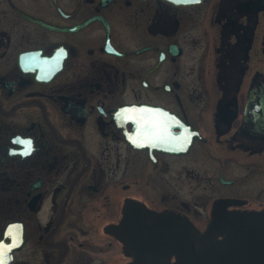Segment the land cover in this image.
Here are the masks:
<instances>
[{
    "label": "flooded vegetation",
    "instance_id": "1",
    "mask_svg": "<svg viewBox=\"0 0 264 264\" xmlns=\"http://www.w3.org/2000/svg\"><path fill=\"white\" fill-rule=\"evenodd\" d=\"M146 119L169 134L140 139ZM257 121L264 0H0L9 264H185L187 222L213 240L264 237L245 234L264 212Z\"/></svg>",
    "mask_w": 264,
    "mask_h": 264
},
{
    "label": "water",
    "instance_id": "2",
    "mask_svg": "<svg viewBox=\"0 0 264 264\" xmlns=\"http://www.w3.org/2000/svg\"><path fill=\"white\" fill-rule=\"evenodd\" d=\"M175 3H197L201 0H171ZM252 134L264 133V125L257 121L255 129H250ZM248 219L251 221L249 230L245 234L256 235L255 231L252 230V224L264 225V212H255L248 215ZM213 227V226H212ZM187 236L185 240L182 241L181 249H177L176 252L180 255L182 261L185 264H192L193 259L197 256L200 257L199 264H228L227 257L232 256L240 252H253L257 256L248 258L250 261L255 258L264 261V237L252 238L246 237L241 233V238L238 237H228L227 239L221 241H213L210 238L198 235L189 222L186 223ZM174 251V250H173ZM170 251L171 253L173 252ZM6 264L10 263L9 255L4 258ZM231 264V263H229ZM238 264V263H236Z\"/></svg>",
    "mask_w": 264,
    "mask_h": 264
},
{
    "label": "snow or ice",
    "instance_id": "3",
    "mask_svg": "<svg viewBox=\"0 0 264 264\" xmlns=\"http://www.w3.org/2000/svg\"><path fill=\"white\" fill-rule=\"evenodd\" d=\"M135 119L134 116L129 117ZM141 119H144L141 117ZM168 126L161 121L155 119H146L144 120V126L140 133V139L146 141H153L162 139L165 135H168ZM26 145L25 154H28L31 151V141H22ZM7 235H12V229L9 230ZM16 245L13 244L11 246H6L2 242H0V264H6L5 257L7 252L11 250V247H15Z\"/></svg>",
    "mask_w": 264,
    "mask_h": 264
},
{
    "label": "rangeland",
    "instance_id": "4",
    "mask_svg": "<svg viewBox=\"0 0 264 264\" xmlns=\"http://www.w3.org/2000/svg\"><path fill=\"white\" fill-rule=\"evenodd\" d=\"M187 182H188L187 185H190L191 187H194L195 186V184H194V182L192 180H187ZM188 192H189V190H188Z\"/></svg>",
    "mask_w": 264,
    "mask_h": 264
}]
</instances>
